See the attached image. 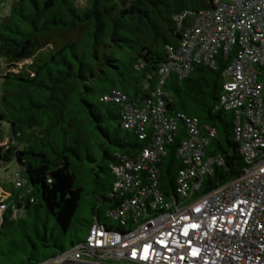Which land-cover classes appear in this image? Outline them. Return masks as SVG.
<instances>
[{"label": "trees", "instance_id": "1", "mask_svg": "<svg viewBox=\"0 0 264 264\" xmlns=\"http://www.w3.org/2000/svg\"><path fill=\"white\" fill-rule=\"evenodd\" d=\"M9 4V13L0 16V60L9 69L1 83L0 168L15 160L26 184L0 183L5 193L0 205L7 207L0 216V264H43L67 250L65 240L71 246L81 241L95 219L106 223L104 208L118 205L109 197L116 155L134 157L147 145L123 129L122 104L103 98L119 90L130 102L145 104L160 83L168 49L180 44L177 18L213 9L214 0H88L83 8L75 0H0V12ZM235 55L220 52L215 68L193 65L187 78L172 76L165 85L170 117L184 114L216 130L207 153L221 156L225 165L205 179L202 194L245 169L234 116L220 108L223 74ZM3 123L10 125V137ZM187 138L181 122L166 147L161 190L168 198L176 193L183 167L177 151ZM87 162L95 165L96 188L90 217L80 218L84 188L77 174ZM51 219L56 236L46 226Z\"/></svg>", "mask_w": 264, "mask_h": 264}, {"label": "built area", "instance_id": "2", "mask_svg": "<svg viewBox=\"0 0 264 264\" xmlns=\"http://www.w3.org/2000/svg\"><path fill=\"white\" fill-rule=\"evenodd\" d=\"M177 20L182 38L177 49H168L151 98L139 105L119 90L103 98L122 104L123 129L147 142L134 157L117 154L118 163L111 166L109 197L118 205L105 216L118 228L95 219L81 241L47 263L264 264V0H214L213 9L185 12ZM233 51L220 108L234 116L245 169L202 194L205 179L225 165L221 156L207 153L216 130L184 114L170 117L171 93L165 85L172 76L187 78L193 65L215 68L220 52L229 56ZM181 122L188 138L178 148L183 167L176 193L168 198L161 190V164ZM15 180L16 187L26 184L20 174ZM0 209L4 213L7 207Z\"/></svg>", "mask_w": 264, "mask_h": 264}, {"label": "rangeland", "instance_id": "3", "mask_svg": "<svg viewBox=\"0 0 264 264\" xmlns=\"http://www.w3.org/2000/svg\"><path fill=\"white\" fill-rule=\"evenodd\" d=\"M78 7L83 8L85 7L86 3L88 0H75ZM10 9V4L8 5V7L0 12V16L1 17H5L8 13ZM9 71L5 61H1L0 60V102H1V97H2V90H1V83H2V78L6 76L7 72ZM14 73H17L19 70L15 69V70H11ZM2 131L5 134L6 137H10L12 135L11 133V127L9 124L7 123H3L2 125ZM93 150V155L95 158L98 159V154H99V147L98 146H94ZM98 153V154H97ZM93 169V170H92ZM94 170H96L95 165L87 162L86 166L77 174L78 177V181L81 184V186L84 188V197L82 200V207H81V213L79 215L80 218L85 217L88 218L90 217V204H91V199H92V190L96 188V185L94 184V179L96 177ZM19 172V165L17 164V162L15 160L11 161L10 163L3 165L0 168V183L1 184H12L13 186L15 184H17L15 177H16V173ZM101 176L104 175V173H100ZM114 180V178H113ZM16 186V185H15ZM5 195L3 189H0V198H3V196ZM2 201V199H1ZM4 201V200H3ZM104 214L106 213L107 209L104 208ZM1 214H3V209H0V216ZM25 219L28 218L27 215L24 216ZM36 222L38 223L39 221L36 220ZM43 222H41L42 225ZM106 224H110L114 229H117L118 226L117 224L111 223L110 221H106ZM14 226V225H13ZM46 226H48L49 228V233H51V235H57V231L55 230V224L54 221L51 219V221H47ZM18 227L22 230V231H26L29 230L26 229H22L19 225ZM8 231V230H6ZM31 235V234H30ZM33 235V234H32ZM79 237H84V234H80ZM1 245V242H0ZM64 245L66 247V249H70L72 246L69 244L68 240L64 241ZM60 253V251H57Z\"/></svg>", "mask_w": 264, "mask_h": 264}, {"label": "water", "instance_id": "4", "mask_svg": "<svg viewBox=\"0 0 264 264\" xmlns=\"http://www.w3.org/2000/svg\"><path fill=\"white\" fill-rule=\"evenodd\" d=\"M43 264H53V263H43ZM60 264H93V263H85V262H77V261H65L63 263Z\"/></svg>", "mask_w": 264, "mask_h": 264}, {"label": "snow or ice", "instance_id": "5", "mask_svg": "<svg viewBox=\"0 0 264 264\" xmlns=\"http://www.w3.org/2000/svg\"><path fill=\"white\" fill-rule=\"evenodd\" d=\"M193 227H195V226H193Z\"/></svg>", "mask_w": 264, "mask_h": 264}]
</instances>
